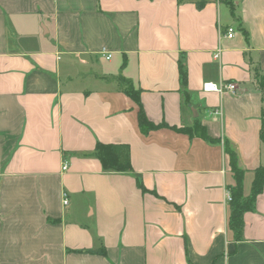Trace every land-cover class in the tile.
Returning a JSON list of instances; mask_svg holds the SVG:
<instances>
[{"label": "crops", "instance_id": "0c3cea01", "mask_svg": "<svg viewBox=\"0 0 264 264\" xmlns=\"http://www.w3.org/2000/svg\"><path fill=\"white\" fill-rule=\"evenodd\" d=\"M197 1L0 0V264H264V187L236 241L225 149L249 196L264 164V0H235L236 16ZM122 78L151 122L198 120L212 141L142 133ZM98 142L128 146L133 172L104 171Z\"/></svg>", "mask_w": 264, "mask_h": 264}, {"label": "trees", "instance_id": "16d2710c", "mask_svg": "<svg viewBox=\"0 0 264 264\" xmlns=\"http://www.w3.org/2000/svg\"><path fill=\"white\" fill-rule=\"evenodd\" d=\"M220 3L225 4L229 7L233 16H236V3L235 0H218ZM210 0H198L196 2V7L198 10H202ZM244 34L246 31L244 29ZM180 84L182 87V95L186 103L189 102V91L187 89L188 74L185 66V60L183 57L178 61ZM121 84L123 85L122 92L131 98L139 107L138 112V125L142 133L149 134L152 131L159 130L162 128H171L177 132L187 134L190 138L199 137L205 141H212V138L208 135L206 128L196 121L195 125L192 127L175 128L169 127L166 123H161L159 125L151 122L142 106L141 102V90L137 89L131 80L122 78ZM260 87L263 92L264 97V77L260 80ZM260 140L264 145V111L262 113V128L260 132ZM226 153L229 157V165L231 171L234 175L235 185L231 187L230 193L232 201L230 202V216H229V227L234 233L236 241H241L243 239L244 230V215L247 212L254 211L256 205V198L261 193L264 187V164L260 166L255 171V177L252 184L251 194L245 196L243 192V177L244 171L239 168L238 157L235 151L226 144ZM94 156L98 158L102 164L104 171L106 172H116V173H131L133 172V167L131 163L130 149L126 145H113V144H103L98 142L94 150ZM83 252V251H80ZM92 254H105L104 249L99 250H89L86 253Z\"/></svg>", "mask_w": 264, "mask_h": 264}, {"label": "built area", "instance_id": "2783aa9c", "mask_svg": "<svg viewBox=\"0 0 264 264\" xmlns=\"http://www.w3.org/2000/svg\"><path fill=\"white\" fill-rule=\"evenodd\" d=\"M235 35V30L234 28L230 27L227 30V33L224 35V37L230 38L232 39ZM106 59L110 60L111 59V55L110 54H106ZM203 92L205 93H219L222 94L224 92H230V93H235L236 92V85L234 83H222L221 85H216L215 83L212 82H206L203 85L202 88ZM210 115H215V116H221L222 115V110L221 109H216L214 111H209ZM67 169V163L64 165V170ZM226 200L227 202H231L232 201V197H231V193L230 191L227 192L226 194ZM68 200L67 197H64V204H67Z\"/></svg>", "mask_w": 264, "mask_h": 264}]
</instances>
